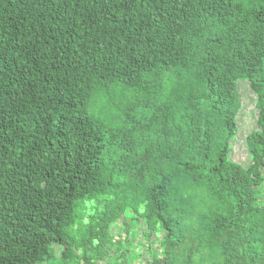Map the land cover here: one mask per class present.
<instances>
[{"label": "trees", "instance_id": "obj_1", "mask_svg": "<svg viewBox=\"0 0 264 264\" xmlns=\"http://www.w3.org/2000/svg\"><path fill=\"white\" fill-rule=\"evenodd\" d=\"M263 171L264 0H0V264H264Z\"/></svg>", "mask_w": 264, "mask_h": 264}, {"label": "rangeland", "instance_id": "obj_2", "mask_svg": "<svg viewBox=\"0 0 264 264\" xmlns=\"http://www.w3.org/2000/svg\"><path fill=\"white\" fill-rule=\"evenodd\" d=\"M239 90L241 99V107L237 115L239 130L237 136L231 140V160L243 164L244 166H248L251 163V153L248 149L247 137L248 134L257 128L256 120L258 117V109L256 107V96L254 95L249 81L240 82ZM261 201L264 202V192ZM144 225L145 223L141 222L140 229H142ZM141 238L138 236L139 240H141ZM55 250L56 253L60 255V248L55 247ZM148 256L149 254L145 255V257Z\"/></svg>", "mask_w": 264, "mask_h": 264}]
</instances>
